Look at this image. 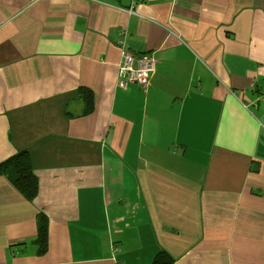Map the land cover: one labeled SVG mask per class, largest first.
Masks as SVG:
<instances>
[{
    "label": "crops",
    "instance_id": "obj_1",
    "mask_svg": "<svg viewBox=\"0 0 264 264\" xmlns=\"http://www.w3.org/2000/svg\"><path fill=\"white\" fill-rule=\"evenodd\" d=\"M34 148L27 0H0V163ZM36 197L27 202L0 176V264H39Z\"/></svg>",
    "mask_w": 264,
    "mask_h": 264
},
{
    "label": "trees",
    "instance_id": "obj_2",
    "mask_svg": "<svg viewBox=\"0 0 264 264\" xmlns=\"http://www.w3.org/2000/svg\"><path fill=\"white\" fill-rule=\"evenodd\" d=\"M0 176H6L10 184L18 191L23 199L32 202L35 194V176H33L29 154L25 151L5 159L0 163ZM38 254V240L35 238Z\"/></svg>",
    "mask_w": 264,
    "mask_h": 264
}]
</instances>
